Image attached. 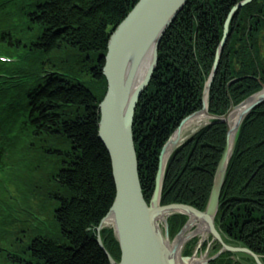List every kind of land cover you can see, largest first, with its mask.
Segmentation results:
<instances>
[{
  "label": "trees",
  "instance_id": "trees-1",
  "mask_svg": "<svg viewBox=\"0 0 264 264\" xmlns=\"http://www.w3.org/2000/svg\"><path fill=\"white\" fill-rule=\"evenodd\" d=\"M241 1L190 0L160 44L133 127L148 204L160 153L180 123L202 108L226 20ZM137 3L0 0V55L31 57L25 67L0 63V71L32 79L15 97L0 93V264H110L96 232L116 195L110 157L98 138L99 105L107 93L103 68L110 36ZM261 84L264 0H254L231 22L209 112L224 115L231 102L238 105ZM225 145L226 127L215 123L179 148L167 166L161 205L204 211ZM186 222L181 215L169 219L171 239ZM216 223L225 241L264 261V104L239 131ZM101 236L120 261L113 230ZM212 264L250 262L225 253Z\"/></svg>",
  "mask_w": 264,
  "mask_h": 264
},
{
  "label": "water",
  "instance_id": "water-1",
  "mask_svg": "<svg viewBox=\"0 0 264 264\" xmlns=\"http://www.w3.org/2000/svg\"><path fill=\"white\" fill-rule=\"evenodd\" d=\"M189 1L139 0L128 17L110 36L103 68V75L107 80L108 88L103 102L99 105L98 138L110 157L116 195L112 207L96 229L97 243L110 264H181V262L187 264L186 262L190 259L198 258L197 251L190 257L183 255L186 245L195 238L194 235L190 236L184 244L179 261L178 246H171V242L180 237L192 218L205 229L206 236L210 235L211 243L217 242L221 246L213 257L207 258V255L199 257L203 258V264H211L224 253L245 254L255 264H264L263 258L250 249L239 244L235 246L226 243L225 239L227 238L216 224L222 190L229 164L234 155L239 131L244 121L264 104V85L259 92L248 97L240 105L234 106L232 104L223 116L213 115L209 112L210 90L217 76L220 59L229 36L230 22L241 8L252 3L253 0L239 3L230 12L225 24L223 39L216 52L212 72L204 86L203 107L200 111L185 118L164 145L159 158L156 185L150 204H147L144 198L133 134L136 109L158 66L161 41ZM144 71L145 74L143 75ZM139 75L143 78L136 85ZM241 80L236 79L232 83ZM239 108H243L242 113L233 119L232 114ZM200 113H204V121L209 120V123L194 131L192 135H188V130L182 132V127L185 126L187 120ZM215 123L225 125L227 130L226 145L217 167L205 211H199L184 204L162 206L165 175L171 157L202 129ZM169 145L170 153L166 156V149ZM165 213L168 216L162 220L161 217ZM176 215L187 217V223L171 240L168 220ZM109 218L115 222L112 227L103 224ZM160 222H162V226ZM107 229L113 230L114 237L120 246V261L113 258L102 240L101 233ZM205 234L200 233L198 236L201 237ZM201 245V241H199L196 250ZM240 259L238 256V261Z\"/></svg>",
  "mask_w": 264,
  "mask_h": 264
},
{
  "label": "bare ground",
  "instance_id": "bare-ground-1",
  "mask_svg": "<svg viewBox=\"0 0 264 264\" xmlns=\"http://www.w3.org/2000/svg\"><path fill=\"white\" fill-rule=\"evenodd\" d=\"M145 74V71L143 73V75ZM142 76L139 75L138 77V81H137V84L138 85L141 81H142ZM243 111V108H239L237 109L233 114H232V118H237L238 115H240ZM205 117H204V113H200L198 114L197 116H194V117H191L189 120H187V122L184 124L185 126L182 127V132H184L185 130L187 131L188 130V133L190 131H194L196 128H199L201 127L202 125H204V123L206 121H204ZM185 131V132H186ZM175 139V138H174ZM170 145L167 147L166 149V156H168V154L170 153ZM168 216L167 213H165L161 219L164 220L166 217ZM105 226H108V227H112L115 225V222L112 218H109L107 219L104 223H103ZM198 225V227H197ZM195 229V231H193ZM204 230L197 222L194 218H192L189 222V225L188 227L186 228V230L180 235V237H178L175 241L171 242V246L174 247V246H178V252H177V256H178V261L181 260V252H182V248L184 247V244L187 242L188 238L191 236H198L200 233L202 234H205L204 233ZM199 231H202V232H199ZM201 241H206V240H210V235H203L201 236ZM193 241V240H191ZM190 241V242H191ZM200 241V240H199ZM207 241V242H208ZM235 246H238V244H234ZM235 259L238 260V256L241 258L242 255L240 254H235ZM115 259V258H114ZM187 264H203V258H197V257H194L192 259H190L188 262H186ZM181 264H185L183 262H181Z\"/></svg>",
  "mask_w": 264,
  "mask_h": 264
},
{
  "label": "rangeland",
  "instance_id": "rangeland-1",
  "mask_svg": "<svg viewBox=\"0 0 264 264\" xmlns=\"http://www.w3.org/2000/svg\"><path fill=\"white\" fill-rule=\"evenodd\" d=\"M136 5V4H135ZM135 5H134V7H135ZM133 7V8H134ZM133 10V9H132ZM131 10V11H132ZM130 14V13H129ZM128 14V15H129ZM128 17V16H127ZM126 17V18H127ZM125 18V19H126ZM219 68V67H218ZM257 79H260V77H258ZM206 83V82H205ZM229 85H231V84H229ZM212 88V87H211ZM261 89H262V86H261ZM204 91V90H203ZM211 92V91H210ZM259 92V91H258ZM257 93V92H256ZM202 98H203V95H202ZM243 102V101H242ZM241 102V103H242ZM241 103H239L238 105H240ZM234 105V106H238V105H235L233 102H231V105ZM230 105V106H231ZM202 107H203V105H202ZM209 108H210V95H209ZM201 110V109H200ZM199 110V111H200ZM187 118V117H186ZM209 123V120L208 121H206L205 123H204V125H202L201 127H203V126H205V125H207ZM179 127V126H178ZM201 127H199V128H196L194 131H196V130H198V129H200ZM209 127V126H208ZM207 128V127H206ZM205 129V128H204ZM204 129H202V130H204ZM201 130V131H202ZM194 131H190L189 133H188V135H192V133L194 132ZM200 131V132H201ZM227 131V130H226ZM187 143V142H186ZM185 143V144H186ZM181 148V147H180ZM165 179H166V175H165ZM160 224H161V226L163 225L162 224V222H160ZM108 230H111V229H108ZM195 230V229H194ZM193 230V231H194ZM104 231V230H103ZM194 240H196L197 242H196V244H194V247H193V249H192V253H191V255L190 256H192L193 254H194V252L195 251H197V255L199 256V257H201V256H204V255H207V258H211V257H213L219 250H220V248L219 249H217L216 250V246L218 245V243H211V237H210V240L208 241V240H206V241H204V242H202L201 240V237L200 236H197L196 238H194L193 239V241ZM199 240L201 241V247L198 249V250H196L197 249V247H198V245H199ZM208 241V242H207ZM192 242V241H191ZM191 242H189L187 245H186V247H185V249H184V253H185V251H186V249H187V247L189 246V244H191ZM206 245V246H205ZM205 246V247H204ZM184 253H183V255H184ZM190 256H188V257H190ZM221 257V256H220ZM236 256L235 255H233V258H235ZM241 260H243L244 262H250V264H253L252 262H254V261H252L248 256H246V255H242V257H241ZM238 261V260H237ZM252 261V262H251Z\"/></svg>",
  "mask_w": 264,
  "mask_h": 264
}]
</instances>
